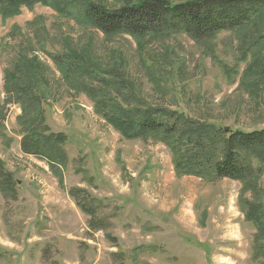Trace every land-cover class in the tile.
I'll list each match as a JSON object with an SVG mask.
<instances>
[{
  "label": "rangeland",
  "instance_id": "1",
  "mask_svg": "<svg viewBox=\"0 0 264 264\" xmlns=\"http://www.w3.org/2000/svg\"><path fill=\"white\" fill-rule=\"evenodd\" d=\"M91 1L114 9L139 0ZM261 35L264 16L197 43L184 34L139 42L104 37L52 4L21 5L0 16V101L5 72L19 57L35 58L48 83L46 125L68 137L59 185L44 162L20 152V107L4 105L0 160L16 184L14 197L0 191V264H264L253 254L255 228L241 207V197L253 196L241 193L240 182L176 176L162 143L122 138L85 94L69 89L51 60L84 52L148 106L249 132L264 129V41L254 44ZM253 164L264 204V164ZM74 187L98 201L105 229L88 227L89 217L68 194Z\"/></svg>",
  "mask_w": 264,
  "mask_h": 264
},
{
  "label": "trees",
  "instance_id": "2",
  "mask_svg": "<svg viewBox=\"0 0 264 264\" xmlns=\"http://www.w3.org/2000/svg\"><path fill=\"white\" fill-rule=\"evenodd\" d=\"M35 3L52 4L57 13L104 37L126 35L137 42L145 37L177 34L202 42L223 32L237 31L264 16V0H188L176 4L168 0H139L114 9L91 0H0V16ZM261 41L264 35L254 44L259 46ZM51 60L69 89L85 94L93 111L122 138L162 143L171 152L176 176L240 182L241 193L247 191L253 196L251 200L241 197L244 218L255 228L252 251L264 259V204L259 198L260 174L253 167V162L264 164V129L226 130L179 110L148 106L126 81L117 80L119 75L103 70L84 52H67ZM39 65L35 58L28 62L19 57L12 70L5 72L0 120L6 103L19 105L21 113L16 124L20 130V152L44 162L62 185V171L68 165V137L50 131L46 125L43 102L48 83L39 75ZM15 184L0 160V191L14 197ZM68 194L89 217L90 229L101 230L109 225L99 217L98 201L89 199L88 192L74 187ZM196 245L205 247L198 242ZM2 253L0 246V256Z\"/></svg>",
  "mask_w": 264,
  "mask_h": 264
},
{
  "label": "water",
  "instance_id": "3",
  "mask_svg": "<svg viewBox=\"0 0 264 264\" xmlns=\"http://www.w3.org/2000/svg\"><path fill=\"white\" fill-rule=\"evenodd\" d=\"M229 128L228 127H226V130H228Z\"/></svg>",
  "mask_w": 264,
  "mask_h": 264
}]
</instances>
